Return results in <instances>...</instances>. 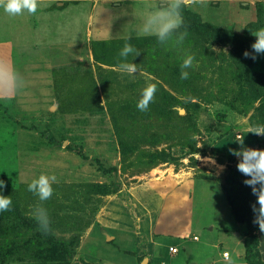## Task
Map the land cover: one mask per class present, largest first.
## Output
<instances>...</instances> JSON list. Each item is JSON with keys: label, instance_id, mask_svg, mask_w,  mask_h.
I'll return each mask as SVG.
<instances>
[{"label": "rangeland", "instance_id": "1", "mask_svg": "<svg viewBox=\"0 0 264 264\" xmlns=\"http://www.w3.org/2000/svg\"><path fill=\"white\" fill-rule=\"evenodd\" d=\"M113 1L137 8L136 1ZM148 2L140 5L143 12L163 0ZM258 2L264 26V0H182L181 32L186 35L179 43L175 34L165 43L155 35H141L105 41L94 51L92 43L84 41L87 17L78 11V26L71 34L77 42L52 28L47 44L15 47L40 59L51 52L59 54L56 59L75 56L76 50L78 57L54 68L51 92L0 97V179L5 180L3 194L12 201L3 211L11 209L7 216L12 217L9 228L13 226L14 233L7 237L15 244L14 249H3L0 264H149L143 262L144 255L134 257L138 247L133 235L117 233L113 227L117 224L108 223L104 210L115 195L169 176L202 180L192 191L194 221L211 216L209 204L222 188L232 196L240 223L246 225L245 216L259 204L251 193L238 194L241 176L235 170L232 179L230 167L239 160L231 150L241 147L240 138L243 144L249 141L251 148L262 149L263 134L249 131L264 124L263 98L249 73L259 77L264 88V54L249 56L250 62L242 54L246 47L253 51L256 30L248 44L245 38L247 26L258 19ZM86 6L78 8L83 11ZM5 15H0V40L9 33ZM132 16L136 24H143L141 17ZM119 18H123L119 25L132 22L126 14ZM206 25L225 33L212 31L206 39H196ZM121 29V35L130 32ZM126 38L140 49L133 58L137 65L133 74L118 67ZM189 53L194 57L186 69L189 77L181 79L180 65ZM127 59L131 62L132 57ZM150 83L157 85L156 91L142 111L136 103ZM41 173L56 176L52 195L43 201L27 188ZM37 207L48 212L46 233H38ZM244 210L249 212L242 217ZM252 229H261L259 223ZM5 236L2 233L0 239ZM254 256L260 262L255 251Z\"/></svg>", "mask_w": 264, "mask_h": 264}, {"label": "crops", "instance_id": "2", "mask_svg": "<svg viewBox=\"0 0 264 264\" xmlns=\"http://www.w3.org/2000/svg\"><path fill=\"white\" fill-rule=\"evenodd\" d=\"M126 1H136L137 8H128V3L119 5L113 0H37L38 7L34 13L10 15L0 6V15L6 14V27L9 32L6 39L0 40V70L14 71L18 76V81L11 87L0 79V97H14L19 93L24 95L25 91L36 96L51 92L54 68L65 59L75 60L78 51H75V56L68 57L64 54L57 59L59 54L51 52L47 57L40 59L15 47L35 48L47 44L48 32L52 28L59 29L65 35L69 34L71 42H77L78 38L73 39L71 34L78 26V11L87 17L83 27L85 44L151 35L137 33L136 30L141 25L135 23V17L132 15L135 14L137 19L141 17L143 23L145 16L156 7L143 12L144 9L140 7L151 1ZM80 5L88 6L82 8V11L78 8ZM122 14H126L132 22L125 26L124 21L122 25L117 24L118 20L123 19L119 18ZM121 28H127L130 32L121 35ZM70 43L68 46L72 47ZM248 142L244 146L251 147ZM199 181L202 180L188 178L182 181L169 176L163 182H142L133 192L117 194L108 202L104 210L109 216L108 223L117 224V227L113 226L117 233L124 231L133 235L136 248L138 247V251L133 252L134 257L144 255L143 262L148 261L149 264H249L245 248L246 226L234 216L221 187V194H216L217 199H211L209 204L211 216L194 221L195 194H192V191L196 186H200ZM216 183L212 181L211 184ZM175 191L180 194H172ZM213 234L217 236L213 237ZM253 234L256 239L255 252L259 260L264 262V230H254ZM230 236L233 239H229ZM229 245L232 246L231 249ZM170 247H175L176 252H171ZM225 252L227 258L223 257Z\"/></svg>", "mask_w": 264, "mask_h": 264}, {"label": "clouds", "instance_id": "3", "mask_svg": "<svg viewBox=\"0 0 264 264\" xmlns=\"http://www.w3.org/2000/svg\"><path fill=\"white\" fill-rule=\"evenodd\" d=\"M0 6L3 10L10 15L22 14L24 12L34 13L38 7L37 0H0ZM182 0H163L155 10L149 12L143 24L137 29L138 34H151L155 35L157 40L161 43L169 41L175 34L177 42L183 40L185 32H177L184 23L182 15ZM253 35L256 39L251 44L253 51L247 49L243 51V55L256 58L257 54H264V26L257 29ZM140 53L135 45L127 42V38L123 46L119 49L120 62L118 67L121 71L128 74H133L137 71V65L133 62V58ZM132 57L131 62L127 59ZM194 57L192 54H186L180 65L181 79H187L189 72L186 70L193 64ZM0 79H3L6 85L14 86L18 81V76L14 71L7 69L0 70ZM157 85L155 83L148 84L143 88L140 97L137 100L136 107L140 110H146L149 102L153 99ZM249 131L256 134H264V124H257L250 127ZM241 147L239 149H232L233 154L239 157L236 167L245 174V184L252 186V191L257 194L259 208L253 206V210L257 213L256 220L259 226L264 230V149H257L246 147L243 144V139L237 140ZM56 181L55 175H48L41 173L37 178L32 179L27 188L29 191L36 194L39 200L43 201L48 199L53 193L52 183ZM259 184V190L256 185ZM5 180L0 179V211L8 209L11 206V197L3 194V187ZM34 216L38 223V227L42 231L49 230V216L48 212L43 207L34 209Z\"/></svg>", "mask_w": 264, "mask_h": 264}, {"label": "trees", "instance_id": "4", "mask_svg": "<svg viewBox=\"0 0 264 264\" xmlns=\"http://www.w3.org/2000/svg\"><path fill=\"white\" fill-rule=\"evenodd\" d=\"M257 12H258V19H257V21L255 22V23H252L251 22V24H249V26H247V32H246V34L248 35L247 36V38H245L246 40H245V43H247L248 44V42H249V40H250V37H251V34H252V32H254V30H257L259 27H261L262 26V24H263V19H262V17H261V4H260V2H258L257 3ZM185 24V23H184ZM199 23L197 24V28L199 27ZM183 26L184 25H182L181 26V28L179 29V31H178V29L176 30L177 32H181V30H182V28H183ZM200 30H202V31H199V33H197V36H196V39H198V40H203V39H206V37H207V34H209V33H212V31H215L216 33H218V34H220L221 32H223V33H225L224 31H221V30H219V29H217V28H214V29H211V31H210V29H209V26H207L206 25V27H204L203 29H200ZM214 33V32H213ZM245 34V35H246ZM236 36V35H235ZM228 37L229 38H233L234 37V34L232 35V34H229L228 35ZM237 37V36H236ZM142 39V38H141ZM104 45H106L105 44V41H94V42H92V49L94 50V51H97L98 50V48H100V47H102V46H104ZM248 50V48L246 47L245 48V50ZM246 57V56H245ZM246 59L250 62V57L248 56V57H246ZM246 69H249L248 68V66H247V68ZM246 75L248 74V72L247 73H245ZM249 76L250 77H255L256 79H254L255 80V84H254V88H256L257 89V91H258V94L259 95H261L262 96V103H261V121L264 123V88H263V86H262V84H261V82H260V80H259V77H257L255 74H253V73H249ZM260 143H261V145H262V149H264V134L262 135V137L260 138ZM237 164V163H236ZM236 164H234L233 166H231L230 167V170L233 172V171H237L238 173H240V181H239V183H240V185H239V193L238 194H240V191H246V192H248V193H251V196L250 197H252L254 200H255V203H257V204H259V202H258V200H257V194L255 193V192H253L252 191V186H250V185H248V184H245L244 183V180H245V177H244V175L245 174H242L238 169H237V167H236ZM234 172H233V175H231L230 174V177H234ZM233 177H232V179H233ZM236 184H238V183H236ZM256 187H257V190H259V184H257L256 185ZM226 190V189H225ZM227 192V191H226ZM226 197H227V199H228V201H229V204L231 205V208H232V212H233V214H234V216L236 217V219L240 222L241 221V216H240V214H239V212H238V209H237V207H236V205L234 204V202H233V200H232V196L229 194V193H227L226 194ZM12 204V203H11ZM256 208H259V206H257ZM11 210V209H10ZM10 210H8V211H0V235L3 233V234H5L6 236L5 237H3L2 239H0V255H1V253L2 254H6L4 251H3V249H6V250H11V249H14V247H15V244L13 245V244H11V241H12V239L11 238H9L10 237V235H12L13 233H14V231H13V226L12 227H10L9 228V226H11L10 224H11V220H12V217H8L7 216V214L10 212ZM247 212H249L248 210L247 211H243L242 213H241V215H242V217H244L245 216V214H247ZM256 215H257V213L255 212V211H252V212H249L245 217L247 218V220H243L244 222H245V226H246V229H247V235H246V240H245V248H246V260L248 261V263L249 264H264V262H262V261H260V262H258L257 261V259H256V257L254 256V251L256 250H254V244H255V248H256V239H255V235L253 234V227L254 226H257L258 225V222H257V220H256ZM38 233H46L45 231H42V230H40ZM9 235V237H7ZM5 238H7L8 239V241L7 242H5L4 240H5ZM259 259V258H258Z\"/></svg>", "mask_w": 264, "mask_h": 264}, {"label": "built area", "instance_id": "5", "mask_svg": "<svg viewBox=\"0 0 264 264\" xmlns=\"http://www.w3.org/2000/svg\"><path fill=\"white\" fill-rule=\"evenodd\" d=\"M170 251L171 252H176V248L175 247H170ZM223 257L227 258V253L226 252L223 254Z\"/></svg>", "mask_w": 264, "mask_h": 264}]
</instances>
